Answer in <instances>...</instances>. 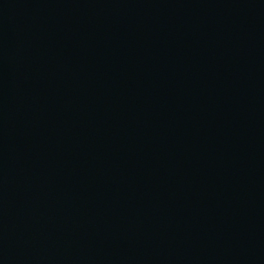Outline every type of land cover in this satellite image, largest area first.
Returning a JSON list of instances; mask_svg holds the SVG:
<instances>
[{"label":"water","instance_id":"water-1","mask_svg":"<svg viewBox=\"0 0 264 264\" xmlns=\"http://www.w3.org/2000/svg\"><path fill=\"white\" fill-rule=\"evenodd\" d=\"M0 264H264V0H0Z\"/></svg>","mask_w":264,"mask_h":264}]
</instances>
